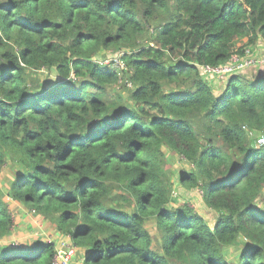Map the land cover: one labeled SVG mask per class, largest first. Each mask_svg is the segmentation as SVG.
Listing matches in <instances>:
<instances>
[{"label":"trees","instance_id":"1","mask_svg":"<svg viewBox=\"0 0 264 264\" xmlns=\"http://www.w3.org/2000/svg\"><path fill=\"white\" fill-rule=\"evenodd\" d=\"M251 46L264 47V0H0V168H21L6 198L60 235L0 246V264H51L65 236L82 264H264V65L217 87L201 73ZM120 53L121 72L97 62ZM165 150L189 165L178 182L202 191L211 225L171 204Z\"/></svg>","mask_w":264,"mask_h":264},{"label":"rangeland","instance_id":"2","mask_svg":"<svg viewBox=\"0 0 264 264\" xmlns=\"http://www.w3.org/2000/svg\"><path fill=\"white\" fill-rule=\"evenodd\" d=\"M253 55L256 59H261L264 57V47L251 46ZM264 69V68H263ZM256 71H258L257 65L246 69L243 74L247 76H252ZM260 71V70H259ZM264 71V70H262ZM34 76L36 78L43 79L46 75L41 73H35ZM205 78V77H204ZM208 82L213 83L215 87H217V83L222 82L226 79H221L218 77H206ZM126 86L125 88H121L119 91H122L123 95H127V91L131 88L127 86V81L123 82ZM169 89H177L175 84H171L167 86ZM166 152V163L165 168L168 169L172 173V186H171V204L174 207H179L182 205H187L196 213L203 214V216L211 225L213 222V218L215 217V213L213 211L208 210L204 203L203 198L198 194V187H187L185 185H181L178 182L177 173L180 171L188 172L189 165L185 163L183 160L178 158L175 155H172L170 152ZM20 166L15 163L8 162L5 166L0 168V187L3 189L4 194L7 193L10 188L11 183L14 180V177L18 170H20ZM5 197L8 202L7 205L11 204L10 212L14 220L13 229L11 232V236L8 240H1L0 246L11 245H25L31 242L39 241L41 243H54L57 244V238L60 237L57 234V231L54 228L53 223L44 219L42 216H38L36 214H32L31 210L27 207L18 204L14 201H11ZM125 193L119 189H113L111 192L110 198L113 203H119L120 206H123L125 209H128L127 205L122 201L118 200V197ZM14 203V204H12ZM263 202L260 200L257 202V205L262 204ZM146 230L150 234L151 237V249L153 252L157 253L160 256H163L161 251V234L159 229L157 228L155 219H150L145 225ZM240 249V244H236L226 250V253L229 257L228 261L230 263L235 262L238 256V250ZM84 255V251L76 248V255L74 257L72 264H82V256ZM170 264H183L177 260H169Z\"/></svg>","mask_w":264,"mask_h":264},{"label":"built area","instance_id":"3","mask_svg":"<svg viewBox=\"0 0 264 264\" xmlns=\"http://www.w3.org/2000/svg\"><path fill=\"white\" fill-rule=\"evenodd\" d=\"M123 53L110 57L103 61H97L103 67H108L114 69L117 72L125 69V64L123 62ZM264 65V57L261 59H256L251 56V49L246 48L243 52V56L240 57L237 54H234L227 64L221 67H203L201 69L202 75L205 77H218L221 79H226L228 76L235 73L244 71L253 66ZM127 86H131V83H127ZM198 194L202 197L203 193L201 190H198ZM76 255V247L71 243L69 236L61 237L58 245L54 250V255L51 264H72L74 257Z\"/></svg>","mask_w":264,"mask_h":264},{"label":"crops","instance_id":"4","mask_svg":"<svg viewBox=\"0 0 264 264\" xmlns=\"http://www.w3.org/2000/svg\"><path fill=\"white\" fill-rule=\"evenodd\" d=\"M6 202H8V201L6 200ZM10 202H11V201H10ZM12 204H14V203H12ZM11 206H12L11 204L8 205L9 208H11ZM198 215L204 217L203 214L198 213Z\"/></svg>","mask_w":264,"mask_h":264}]
</instances>
